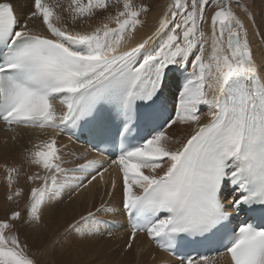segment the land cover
<instances>
[{
	"label": "snow or ice",
	"instance_id": "obj_1",
	"mask_svg": "<svg viewBox=\"0 0 264 264\" xmlns=\"http://www.w3.org/2000/svg\"><path fill=\"white\" fill-rule=\"evenodd\" d=\"M212 3L209 35L203 25ZM149 11L134 0H69L67 8L59 0H32L21 21L10 0H0V122L10 130L86 136L109 156L67 168L56 136L38 145L30 163L41 171L28 180L42 184L31 189L26 219L13 211L0 220V264H37L13 233L15 222L42 223L65 187L74 194L93 182L107 186L113 166L131 226L128 249L143 233L173 255L192 244L217 248L213 256H179L180 264H214L217 256L230 257V264H264V77L248 31L231 2L174 0L156 31L133 44ZM97 16L103 17L98 26L76 30ZM29 20L40 21L44 31ZM162 33L157 47H146ZM177 73L183 94L173 115L166 93ZM201 106L208 108L207 123ZM178 125L194 131L174 139L170 130ZM7 172L12 189L19 169ZM22 194L15 188L8 199ZM104 208L81 215L71 229L85 238L103 235L107 221L97 212ZM241 213L248 219L234 223Z\"/></svg>",
	"mask_w": 264,
	"mask_h": 264
},
{
	"label": "bare ground",
	"instance_id": "obj_2",
	"mask_svg": "<svg viewBox=\"0 0 264 264\" xmlns=\"http://www.w3.org/2000/svg\"><path fill=\"white\" fill-rule=\"evenodd\" d=\"M149 1L150 0H140L137 3L147 4L150 11L142 17V19L145 20V24L143 27L137 29V32L134 34L135 39L132 41L133 44L142 42L147 39L148 36L152 35L159 26V21L163 19L164 14L169 10L170 6L165 5L166 0ZM10 2L16 9L18 18L21 21L25 20L27 14L32 10V0H10ZM49 2H51V0H45V3ZM59 2L67 8L69 0H59ZM228 2H231L233 11L244 23L248 31V40L254 60L260 75L264 77V8L260 10L257 17H253V15L250 17L251 10L246 3L243 4L242 2L237 3L235 0H225L224 4ZM215 11L214 9L211 10L207 16L209 22L205 24L204 31L209 35L211 34L210 17ZM65 17L69 27H72V22L67 11H65ZM102 20V16L93 17L86 24L78 23L76 25V30H91L98 26ZM28 23L29 26L33 27L36 31H44V26L40 21L33 22L29 20ZM164 38H166L164 33L159 36H154L153 40L149 41L146 47H157ZM178 74L179 73L170 81V86L166 93V106L169 113H172L175 103L178 104L183 94L182 88L180 89V84H183V77L177 78ZM56 107L58 111L62 108L59 102H56ZM201 112L202 122L207 123L211 119L208 115L207 106H201ZM172 114L174 115V113ZM170 131L174 139L183 141L190 136L194 128L178 125ZM53 136L57 137L58 147L64 153L66 162L65 167L76 168L79 164L86 163L88 160H98L90 154L85 145L74 142L73 138H70L66 132L62 133L50 128L41 129L24 126H18L10 130L4 123H0V194H2L4 198H8L15 188L25 185V176H30L37 171H41V169H38L35 165L30 163V153L34 150H38V145H42L43 141L49 140ZM8 167H17L19 169V175H13L15 179H20V181H17L18 183H15L12 189H9L7 184ZM74 174L75 173H73V175ZM77 174L80 175V173ZM84 175H86V173H84L83 176ZM105 179L108 181L107 186L103 182H93L92 185H88L89 190L87 187V190L81 189L74 194H71L73 193L71 187H65L61 201L64 204L61 206V209L68 208V210L71 211L68 219L54 214L56 212L55 203H53L51 208H46L44 210V220H49L51 218L50 215L56 216V221L63 218L62 222L57 224L60 225V227L55 229L51 235L48 249L50 250L51 244L63 233V235L67 236V246L66 248L64 247L65 252L61 253L62 257L67 260L71 259L74 261L75 259L77 262L84 261L83 264H180V260L175 259L171 255L161 251L159 247L154 246L152 240L143 233H138L137 239L133 241L132 249L126 247L130 232L128 231L124 218L125 211L121 205V174L116 167H113L109 169L108 173H105ZM112 179H115L117 182L115 191L111 189ZM60 182L63 183V180ZM40 184H42L41 181L26 183V187L28 191H31L33 187L40 186ZM83 191L85 194H83ZM112 192L114 193L112 194ZM96 202H99V204L95 205ZM6 204L7 203L2 202V205L5 207ZM102 204L105 208L103 211L97 212V216L107 221L106 224L101 226L103 235L85 238L82 235H78L69 227L79 220L76 215L81 211L85 210L84 215H87L88 211L96 212ZM62 211L64 212V210ZM109 224L114 228L118 226L119 230L113 229ZM84 246L87 251L83 250L81 252ZM188 252L191 253L192 250L190 249ZM214 264H230V260L228 257L220 256L215 259Z\"/></svg>",
	"mask_w": 264,
	"mask_h": 264
},
{
	"label": "rangeland",
	"instance_id": "obj_3",
	"mask_svg": "<svg viewBox=\"0 0 264 264\" xmlns=\"http://www.w3.org/2000/svg\"><path fill=\"white\" fill-rule=\"evenodd\" d=\"M139 1L135 0V3H138ZM151 1L153 0H150L149 2ZM235 1L237 2V0ZM262 1L261 0H238V2H242L243 4L246 3V5L249 7V9L251 10L250 17L252 15L253 17L258 16L260 10L264 8V0ZM224 2L225 0H219L220 4H224ZM173 3H174V0L165 1V5L171 6ZM213 9L217 10V3H212V5L207 9V16H208V13H210V11ZM204 28H205V24L203 25V30ZM177 78H179V74L177 75ZM77 173H80V175ZM83 174H84L83 172L82 173L76 172L74 175L83 176ZM24 179H25V185L19 187L23 189V194L20 197H14L12 200H9L8 198H4L2 194H0V220L10 217L13 211H20L22 214V217H25L26 219L27 212H28V205L26 204L27 202L25 200L29 201L28 199H31V191L27 190L26 183H33V182L28 180V176H25ZM63 179L64 178L62 177L61 180ZM16 181H20V179H16ZM87 189L89 190V187ZM87 189L85 188L84 190H87ZM85 192H88V191H85ZM113 193L114 192H112V194ZM83 194H85L84 191H83ZM17 199H24V200H17ZM2 202L7 203L6 207L2 205ZM53 203L56 204V212L54 214L68 219V217L71 214V211H69L68 208L61 209V206L64 203L62 202H59V203L53 202ZM98 204L99 202H96L95 205H98ZM62 210H64V212ZM84 212L85 210L77 214L76 215L77 218L80 219L81 215H84ZM50 217L51 218L49 220L42 219V223L38 225L30 224V223H21L20 221H17L15 222L16 227L12 231L14 234H17L20 240L22 241V243L26 245L29 255L37 261V264H83L84 261L77 262L75 259L74 261H72L71 259L67 260L62 257V253L65 252V248L67 246L66 244L67 236L63 235V233L60 236H58L55 242L51 244L50 250L48 249L51 235L55 229H58L60 227V225H57V224L59 222H62V219H63L61 218L60 220L56 221L55 220L56 216L50 215ZM109 225L110 227H112L111 224ZM112 228L119 230L118 226L116 228L114 227ZM83 250L87 251L85 246L82 247L81 252Z\"/></svg>",
	"mask_w": 264,
	"mask_h": 264
}]
</instances>
